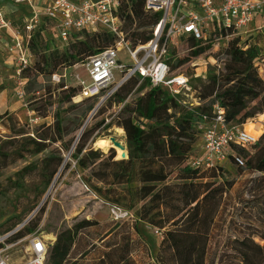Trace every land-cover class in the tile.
<instances>
[{
  "label": "trees",
  "instance_id": "1",
  "mask_svg": "<svg viewBox=\"0 0 264 264\" xmlns=\"http://www.w3.org/2000/svg\"><path fill=\"white\" fill-rule=\"evenodd\" d=\"M120 17L124 31L129 30L126 38L135 46L151 38L159 13L146 11L142 0H123ZM24 18L25 15L20 14L13 18L12 23L16 26ZM48 23L42 17L40 25L30 33L27 41V48L34 57L22 73L24 95L27 71L34 70L37 76L48 73L49 82L51 72H46V69L53 68L51 63L55 66L74 65L114 42V36L104 29H83L73 32L66 44L68 47L59 50L54 40V28V36L47 31ZM80 34L84 37L80 38ZM216 34L225 35L220 26L210 24L199 39L185 36L190 52L187 57L169 64L170 72L176 73L175 68L209 49L211 43L201 45L202 40ZM223 53L227 61L222 70H212L206 83L199 78L189 80L194 89L198 88L201 100L209 99L207 104L202 100L199 106L188 108L162 86H153L148 80L138 84L139 77L128 79L107 100L112 104L113 114L103 126L116 121L124 130L128 157L116 159L113 150L104 156L97 150L84 148L89 134L100 122L82 132L72 158L75 166L87 173V176H82L86 189L103 204L124 209L131 216L117 221L97 239L85 233L90 227L99 226L96 221L82 220L72 228L60 231L48 247L46 264H136L131 255L147 250L137 229L138 221L161 232L155 264H264V133L258 144L250 146L253 152L231 146L227 154L226 164H234L235 156L242 159L244 156L243 165L237 167L256 174L244 186L249 198L238 194V198L227 201L233 184L221 176L223 165L194 166L191 163L192 158L201 157L192 153L207 124L202 116H212L214 103L223 109L225 120L235 124H244L264 112V79L257 65L262 55L256 46L241 45L237 35L223 48ZM35 54L40 57L38 62L34 61ZM37 76L32 83H36ZM194 81L201 82V85H193ZM59 87L65 93L66 103H71V99L80 92L79 86L69 87L61 83ZM38 88L37 91H43L41 96L51 93L49 86L39 85ZM82 99L87 104L78 116L72 118L56 109L52 123L43 122L33 135L25 136L26 132H18V147L13 154H17V158L22 157L19 154L25 150L36 155L57 142L61 149H69L76 132L82 128L83 119L95 105L89 102L96 98ZM78 106L71 104V107ZM32 110L41 118L49 115L47 106H36ZM0 122L4 123L1 115ZM1 155L11 156L3 152ZM63 160L56 149L42 158L41 170L47 181H51ZM225 209H228V215L223 216L221 212ZM242 215H249V222L241 220ZM38 222L39 218L35 223L29 220L16 237L34 232ZM224 225V229L231 233L225 236L217 258L209 257L212 240ZM91 251L96 256L84 260V254Z\"/></svg>",
  "mask_w": 264,
  "mask_h": 264
},
{
  "label": "rangeland",
  "instance_id": "2",
  "mask_svg": "<svg viewBox=\"0 0 264 264\" xmlns=\"http://www.w3.org/2000/svg\"><path fill=\"white\" fill-rule=\"evenodd\" d=\"M6 3L10 6L14 5L9 1H6ZM14 7L16 8L17 15H25L24 20H29L34 16L33 10L26 5H14ZM40 13L41 11L38 15ZM8 17L13 21L14 17ZM23 22L24 21H20L21 25L20 23L17 24L20 25L19 30L22 35L26 37L28 31ZM17 24L16 26H18ZM250 29L238 36L241 45L245 43L254 44L262 55V59L257 61V65L258 72L264 79V18L261 19L260 22H255ZM47 31L51 33L50 36L53 35L52 23H48ZM124 32L127 33L129 30ZM236 36L237 35L233 34L226 38L225 36L216 34L207 37L206 40H202L201 45L211 43V47L206 49L199 56L192 57L189 61L175 68V72L184 74L189 80L199 78L203 83H206L205 80L212 70H222L224 63L227 61V57L223 53V48ZM79 37L83 38L84 36L80 34ZM186 39L185 37H181L178 40L174 39L168 43L165 55L170 65L180 58L187 57L189 54L190 51ZM54 40L58 44L57 48H59V50H64L68 47V45L62 44L55 37ZM4 48L5 49H0V115L3 116L4 122L3 124L0 122V234L13 229L23 222H28L31 219L32 222L35 223L39 218V222L34 231L43 235L45 242H47V244H49L48 247H50L60 231L72 228L82 220H91L100 224L99 226L90 227L85 233H87L89 237L97 239L117 221L113 220L110 206L103 204L100 199L95 197V195L83 185L82 176H87V173L75 166L72 154H74L76 144L84 130H88L100 122L104 124L105 118L110 120L113 114L112 104L106 102L101 109L99 108L100 111L96 109L93 113L89 112L87 114L83 119L82 128L76 132L74 141L69 149H61L60 143L57 142L36 155L28 153L29 151H21L19 155L22 157L17 158L18 155L13 153L15 148L18 147L16 141V138H19L18 132H26L25 136L33 135L36 132V128L43 122L52 123V115L56 109L62 111V114H69L72 118L75 115L78 116L80 112L85 109L87 102H82L83 99L79 93L71 99V103L64 102L65 93L59 85L62 83L65 86L77 88V77L86 81L88 77L82 66V62L70 66L64 64L55 66L54 63H51L53 68L49 67L46 69V72H51L49 82L48 73L37 76L34 70H29L25 73L28 80L25 89L26 94L23 95V97H18L14 93L15 84L13 80L15 57L13 54L10 55L7 45L6 47L4 46ZM42 49L43 46L40 47V50ZM119 59H122L124 63H128L127 57L123 52L119 53ZM39 60V55L35 54L34 61L38 62ZM35 76H37V79L34 84L32 80H34ZM192 84L200 86L201 82L194 81ZM39 85L49 86L51 93L41 96L43 91H37L39 90ZM194 90V94L198 96V88ZM202 100L207 104L209 99L206 98ZM96 102L97 100H90L89 103H94V106H96ZM254 103L251 105L253 106ZM71 104H79V106L71 107ZM36 106H47L49 115L45 118L39 117L32 110ZM259 120H261V123ZM102 123L89 134L85 141L84 148L97 150L104 156L110 154L111 150H113L115 158L119 159L118 156H120L121 152L118 149L115 147L107 148L106 150L100 149L95 146V141L99 137L117 134L125 143V150L127 153L124 130L116 124V121L112 122V124L109 123L106 127H104ZM247 123H252L246 127L248 131L252 132L255 136H259L261 133L256 142V144H258L264 133V129L263 132H261L259 128L257 130L256 123L262 125L264 128V112L257 114L254 118L248 119ZM200 145L201 139H199L194 146L193 156L201 155ZM52 149L58 150L64 160L51 181H47V177H44L41 170V160ZM247 149V151L250 152L254 150L250 147ZM1 152L11 156L6 157L1 155ZM241 155L243 156V154ZM243 159H245L244 156ZM255 175V173L248 172L243 169V167H237L233 163L223 164L221 176L233 184L229 192L230 195H228L229 200L227 199V201L230 202V200L234 199L236 196L238 198V194H243L245 199L249 198V194L245 193L244 186L245 184H249L250 180H252ZM221 214L223 216L228 215V209L223 210ZM241 220L249 222V215L244 217L242 215ZM224 228L225 225L221 228L219 235L213 238V242L209 248V257L217 258L222 248V243L226 238L225 236L231 233L230 230L226 231ZM137 229L141 238L147 245V250L134 252L131 255L132 259L136 264H155L154 260L161 237L155 233V229L142 221H138ZM255 240L259 241L258 238H255ZM214 242L216 243L213 244ZM20 244V247H22L23 243ZM21 253V251H18L14 256L16 257ZM84 255V260H90L96 256L94 251L88 254L85 253Z\"/></svg>",
  "mask_w": 264,
  "mask_h": 264
},
{
  "label": "built area",
  "instance_id": "3",
  "mask_svg": "<svg viewBox=\"0 0 264 264\" xmlns=\"http://www.w3.org/2000/svg\"><path fill=\"white\" fill-rule=\"evenodd\" d=\"M7 1L14 5L29 6H34L37 2ZM40 1L41 13L38 15L34 12L32 18L23 22L28 31L26 37L0 7V32L4 29L12 32V43L7 49L15 57V94L18 97L24 95L22 73L32 58L27 41L30 33L40 25L42 17L52 23L55 36L62 44H67L73 32L100 28L111 33L114 42L82 62L87 81L77 77L79 95L97 100L91 113L105 105L120 86L132 77H139L138 84L148 80L153 86L166 88L172 97L188 108L199 106L202 100L194 94L189 78L184 74L170 72L165 55L168 43L185 36L199 39L210 24L220 26L226 38L233 34L240 35L246 32L254 14L264 6V0H142L144 9L150 13H159V19L152 27L151 38L144 44L133 46L122 28L120 7L123 0ZM121 52L127 57L128 63L119 59ZM202 120H207L201 137L204 152L201 157L191 159L194 166H221L228 160L227 154L231 146L248 148L258 141V136L244 127L245 123L227 122L218 103L212 105V116L208 118L203 115ZM108 122L109 119L105 118L103 125ZM234 164L242 166L243 159L235 156ZM110 212L115 221L131 216L130 212L116 206H110ZM26 224L27 222H23L0 234V264H46L49 244L45 242L43 235L34 231L23 237H16L17 232ZM155 233L161 236L159 230H155ZM20 243H23L22 247ZM18 251L22 253L15 257Z\"/></svg>",
  "mask_w": 264,
  "mask_h": 264
},
{
  "label": "crops",
  "instance_id": "4",
  "mask_svg": "<svg viewBox=\"0 0 264 264\" xmlns=\"http://www.w3.org/2000/svg\"><path fill=\"white\" fill-rule=\"evenodd\" d=\"M6 1L7 0L0 1V7L3 9L5 14H7V18H9L8 16H12V17H16V18L19 17L20 14L17 15L16 8L14 7V5L12 4L13 6H10L8 3H6ZM41 5H42V2L40 0H37L36 4L34 6L27 5V7H29L31 10H33V12L39 13L41 11L40 10ZM17 12H19V11H17ZM263 18H264V6L262 7V9L260 11H258L254 14L253 20L249 23V25L247 27V31L250 29V27H252V25L255 22H257V21L260 22V20ZM11 33H12L11 30H8V29H4L0 32V39H1L0 49H5L4 46L6 47V45L8 46L9 44L12 43ZM11 54L12 53H10V55ZM253 124H255V123H253ZM248 125H249V123L246 122L244 124V127L246 128ZM258 128L260 129L261 132H263V129H264L263 126L256 123V129L258 130ZM260 135H261V133H260ZM203 152H204L203 141L201 139L200 154L202 155Z\"/></svg>",
  "mask_w": 264,
  "mask_h": 264
},
{
  "label": "bare ground",
  "instance_id": "5",
  "mask_svg": "<svg viewBox=\"0 0 264 264\" xmlns=\"http://www.w3.org/2000/svg\"><path fill=\"white\" fill-rule=\"evenodd\" d=\"M259 122L261 123V120H259ZM249 124H251V123H249ZM110 138H114L115 142L117 144L121 145L122 148L114 146L113 143L111 142ZM95 146L100 148V149H104V150H106L107 148L115 147L116 149H118L121 152L120 155L122 153H124L125 149H126L125 148V143L122 141L121 137L118 136L117 134H111V135H108V136L97 138L96 141H95Z\"/></svg>",
  "mask_w": 264,
  "mask_h": 264
},
{
  "label": "water",
  "instance_id": "6",
  "mask_svg": "<svg viewBox=\"0 0 264 264\" xmlns=\"http://www.w3.org/2000/svg\"><path fill=\"white\" fill-rule=\"evenodd\" d=\"M257 50H258V49H257ZM110 140H111V142L113 143L114 146H117V147H119V148H122L121 145H119V144H117V143L115 142L114 138H110ZM118 157L121 158V159H126V158L128 157V155H127V153H126V150H125L124 153H122V154H121L120 156H118Z\"/></svg>",
  "mask_w": 264,
  "mask_h": 264
}]
</instances>
